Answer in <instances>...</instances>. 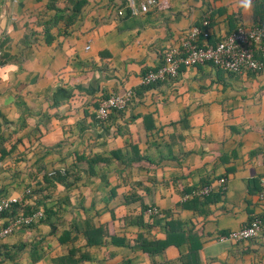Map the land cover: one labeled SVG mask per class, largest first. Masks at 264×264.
<instances>
[{"label": "crops", "instance_id": "1", "mask_svg": "<svg viewBox=\"0 0 264 264\" xmlns=\"http://www.w3.org/2000/svg\"><path fill=\"white\" fill-rule=\"evenodd\" d=\"M156 1L130 14L127 0H0V67L16 66L0 80V197L43 214L2 238L0 264H186L191 245L189 264H264V236L216 239L264 220V69L180 64L140 82L204 16L213 43L264 23V0L248 15L238 0ZM127 88L100 122L98 100ZM167 235L158 253L138 246Z\"/></svg>", "mask_w": 264, "mask_h": 264}, {"label": "built area", "instance_id": "2", "mask_svg": "<svg viewBox=\"0 0 264 264\" xmlns=\"http://www.w3.org/2000/svg\"><path fill=\"white\" fill-rule=\"evenodd\" d=\"M157 4L156 0H140L138 8L135 7L134 0H127L126 6L130 14L145 12L150 6ZM208 16H204L199 25H193L185 30L181 45L171 46L164 51L160 63L152 68L146 69L140 78L144 85L157 81L174 78L180 64L184 66H196L209 63L221 70L241 74L247 71L258 72L264 69V23H255L245 26L237 23L236 26L213 43H208L205 38L208 35ZM201 39L202 43L198 40ZM1 59V47H0ZM133 96L130 88L122 93H111L98 100L95 110V117L104 122L111 111L124 108ZM53 171L49 172L52 174ZM223 188L224 179L218 180ZM264 187V180H262ZM211 190L210 185L202 186L195 194L205 196ZM29 190H26L28 193ZM260 199H264V190L258 194ZM19 199L15 196L0 197V214L8 211L10 207L17 204ZM147 212L157 214L154 207L147 209ZM41 210H35L29 214L18 212L13 217H9L4 225H0V243L2 238L8 235L13 229L29 224L35 219L42 217ZM264 236V220L253 216L250 220L236 230L228 231L217 236L218 241L237 242Z\"/></svg>", "mask_w": 264, "mask_h": 264}, {"label": "trees", "instance_id": "3", "mask_svg": "<svg viewBox=\"0 0 264 264\" xmlns=\"http://www.w3.org/2000/svg\"><path fill=\"white\" fill-rule=\"evenodd\" d=\"M84 3V0H76L74 6H75V9H74V12H77L79 11V8L80 6ZM209 64V63H208ZM211 65V64H210ZM217 68V67H216ZM219 69V68H218ZM49 175H54V176H58V174L56 173V171H53L52 174H49ZM16 205L17 204H14L10 207V209L8 211H4L2 212L1 214H6L7 212H10L11 209H14L16 208ZM18 208H16V211L14 212V214L10 215L9 217H13L14 215H16L19 211L17 210ZM35 210H32V211H28V212H25L24 210L21 211L23 212L24 214H29L31 212H33ZM13 212V211H12ZM32 222H30L29 224H31ZM27 224V225H29ZM94 232H97V233H102L100 228H96L93 230ZM190 239V238H189ZM87 240L89 243H91L89 241V237L87 236ZM194 241V240H193ZM190 242H192V240H190ZM170 243H172V240H171V237L169 235H167V237L163 240H154V241H147L146 239L142 238L141 236H139V247H141V249L149 254H153V253H158L160 252L161 250H163L164 247H166L167 245H169ZM21 246H14L13 248H15V251L17 252L19 250ZM196 250H197V246L194 247V245H191L190 246V249L188 251V253L186 254L187 256V260L188 262L186 264H189V262L191 260H194L196 258ZM14 252V253H16ZM184 257V256H183ZM11 258V257H9ZM191 259V260H190ZM184 261V259H183Z\"/></svg>", "mask_w": 264, "mask_h": 264}, {"label": "clouds", "instance_id": "4", "mask_svg": "<svg viewBox=\"0 0 264 264\" xmlns=\"http://www.w3.org/2000/svg\"><path fill=\"white\" fill-rule=\"evenodd\" d=\"M239 7L243 9L245 15L250 14L251 9L253 7V0H238ZM16 71L15 65H6L4 67H0V80L7 81L9 77V73Z\"/></svg>", "mask_w": 264, "mask_h": 264}]
</instances>
